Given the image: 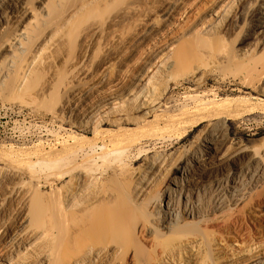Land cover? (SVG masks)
<instances>
[{"label": "rangeland", "instance_id": "1", "mask_svg": "<svg viewBox=\"0 0 264 264\" xmlns=\"http://www.w3.org/2000/svg\"><path fill=\"white\" fill-rule=\"evenodd\" d=\"M231 1L20 0L21 5L33 12L38 10L42 3L47 7L48 14L44 13L31 26L18 17H12L9 11L5 14V20H0V66L2 68L6 64L1 57L8 58L11 55L7 51L6 41L22 26L30 28L31 37L29 41H24L26 43L24 52L17 51L15 57L17 64L25 63L40 42L45 41L46 49L35 60L36 63H33L31 70L27 71L28 78L26 77L23 88L18 92L15 91L18 95L14 92L17 74L8 73L9 78L7 75L3 78L4 81H0V264H14L10 263L11 261L7 262L11 258L18 260L20 264H39L45 254H47L45 259L49 260L48 264H62L60 260L63 255L59 256V253L63 247L59 246V240L64 242L69 237L72 241L67 240L68 245L72 244L74 229L68 226V222H62L65 219L59 214H63L62 210L58 209L59 216L57 215L56 218H54L56 213L49 214L48 211L49 216H45L50 217L54 214L53 222L47 221L45 216L44 218L37 216L34 212L37 213L36 211L41 208L40 204L43 202L39 201L41 192L43 194L41 200H49L50 204L45 200V205L46 203L51 205L52 200L57 202L59 194L61 198L58 202L61 201L69 189L68 186L73 184L74 181L71 179L77 175L76 171L62 179L53 177L57 172L65 171L71 166L68 160L57 164L52 163V159L55 154L64 158L71 156L76 146L82 147L90 154L93 150L97 152L96 154H102L96 147L104 145L112 150L109 157L98 159L96 164L85 162V160L78 162L82 165V169H85L84 174L87 177L93 173V176L99 178L97 181L100 186H103L101 189L107 200L116 204L129 203L128 208H131V200H133L130 197L133 180L129 177H133L137 169L142 170L146 157L156 152L171 154L169 157L171 159H168L170 163L165 162V166L154 177L158 181H153V189L146 195L148 198L151 194L152 198L156 196L157 190L163 189L167 184L176 158L188 159L194 152L198 155L197 151L201 152L207 145L205 140H210L218 132L221 124L223 132L226 136L228 133L229 139L232 140L230 146L238 144L248 150V154L235 159L237 165L245 170L252 155L261 156L264 164V133H260L264 130V91L236 84L232 86L231 81V76L245 73V71L263 72L264 56L257 59L254 58L255 53H253V57L244 59L246 62L242 64L243 59L239 58L236 50L241 47L250 18H246L248 21L243 26L244 22L241 23L237 19L239 9H236L233 6L234 2ZM263 2L264 0H245L243 6L245 5L246 8V5L251 3L249 11L253 14L260 9ZM217 4L222 9H216ZM241 6L240 4V8ZM212 10H215L216 15L210 14ZM220 14L232 17L227 19L226 24L217 27L214 22ZM224 19L226 20L225 15ZM228 21L233 25L241 24L243 28L237 29L235 26H230ZM47 36L51 37L47 38ZM256 41L257 39L251 38L246 41L244 47L258 53ZM169 57L173 60L171 62L174 66L163 74L158 72L162 70L165 60L167 63L170 62ZM224 58L228 59L224 61ZM195 71L200 73L197 74ZM262 77L260 81H255L258 86L264 83V75ZM152 79L153 81H150ZM110 98L117 100L113 102L111 100L106 106L104 103ZM146 98L147 100L155 98L154 100L160 103L151 110L150 116L139 118L141 114L137 112V105L139 106V103ZM219 109L221 112L231 113L226 116L228 117L226 124L220 123L225 115L224 113L220 115ZM117 119L122 120L119 122ZM64 141L68 143V150ZM53 144L55 146H52ZM42 146L46 147L45 152ZM50 148L51 152L46 153ZM49 155L53 156L50 158ZM235 169L234 159L231 158L223 166L214 165L207 169L203 168L197 179L193 181L200 190L201 210L209 214L210 219L217 221L215 227L204 222L196 228L201 232L207 228L214 229L217 233L202 235L205 242L212 239L213 245L210 243L212 246H209L211 253L208 250V254L205 252L199 254L198 257L201 259L203 257L201 264H216L215 255L224 259V261L220 260V264H246L247 262L241 263V260L252 256L259 258V261L264 264V186L253 189L248 184L249 176L244 177L240 174L237 178L241 176L239 183L241 182V190H245L242 191L245 200L235 204V199H232L229 194L231 184L224 181L225 175L235 172ZM218 180H222L220 184L217 183ZM102 183L104 185H101ZM109 188L112 194L114 192L119 197L113 196ZM126 190L128 194L125 193ZM23 195L29 199L26 197L24 201ZM33 197L35 199H32ZM128 199L130 200L127 201ZM27 200L29 204L35 206L31 208ZM218 201L224 202L221 211L215 209ZM232 203L235 205L232 206ZM56 204L52 206L54 209L58 208ZM133 206L136 205L133 204ZM143 206H141L143 211L137 206L138 215L143 213L142 219L139 218L141 214L136 218L137 209L132 208L136 222L140 221L138 219L144 220L148 217L146 213L148 207L146 206L145 209ZM28 209L32 211L30 210L29 213ZM56 210L52 209L53 212ZM31 213L32 216H37V221L38 219L41 221L36 222V218L30 217ZM31 218L35 222L30 221ZM27 220L31 222L32 227L29 221L26 223ZM57 221L62 222L63 226L66 223L71 233L67 232L68 229H64V227L67 228L66 226L61 225L62 227L59 228L62 229H59ZM47 222L48 225H46ZM41 223L44 225L41 226ZM56 224H58L57 227ZM53 227V232L59 239L55 238V241H58L55 242L58 244L55 251L52 250L51 253L46 251V253L42 245L40 246L42 244L40 240L24 248V243L29 242L31 233L35 232L33 229L43 231ZM56 228L59 230H55ZM27 230L31 233L26 234ZM57 232L60 235L57 236ZM108 236H101V239L96 237L99 242L97 244H105L109 239L111 243L107 241L108 244L110 243L111 247L115 246L114 239ZM149 241L152 244V241ZM150 242L145 245L147 250L145 248L143 250L137 242H134L131 251L133 250L134 253L136 250L138 256L134 258L136 253L133 254L134 257H130V253L126 255L125 252H120L119 257L123 258L125 255L128 258H123L126 261L119 258L116 264H126L127 261L135 264L134 259L139 261L138 264H151V259L153 260L154 255L161 252L162 246L158 245L156 249L158 251L152 252ZM58 246L61 247L60 252ZM34 248L38 255L33 253ZM249 248H252L250 254L247 252ZM39 249L43 251H38ZM150 251L151 255L153 253L152 256L149 255ZM29 252L33 255L30 256ZM18 253L20 256H16L19 255ZM64 253L65 248L60 255ZM121 253L124 254L121 255Z\"/></svg>", "mask_w": 264, "mask_h": 264}, {"label": "bare ground", "instance_id": "2", "mask_svg": "<svg viewBox=\"0 0 264 264\" xmlns=\"http://www.w3.org/2000/svg\"><path fill=\"white\" fill-rule=\"evenodd\" d=\"M220 1L223 2V0H220ZM243 1H245V0H232L231 2H234L233 6H235L236 9L237 8L239 9L237 19H239L241 23L244 22L243 26H245L246 25L245 22L248 21L246 18L247 17L250 18L249 24L247 26V32L244 34L243 39H242L243 41L241 43V47L239 49L237 48V50H236V53H238L237 55L239 56V58L243 59L241 61L242 64H245L246 60H244V59L249 58L251 56L253 57V53H255L254 58H257V59H259L258 57L264 56V2L260 6V9L252 14L249 11V9H250L249 6H251V3H249L248 6L246 5V8H245V5L243 6ZM240 4L242 5L241 8H240ZM82 8L83 7H81V9ZM216 9H222V7L217 4ZM215 10H212V12L210 14L213 15L215 13L214 12ZM8 11L12 15V17H14V18L18 17L21 21L28 22V25H30V26L34 25L35 21H37L39 19V17H42L44 13L48 14L47 13V7L43 3L41 4V7L38 8V10H34V12H33V11L25 8V6L21 5L20 0H0V20L1 21L5 20V14ZM223 12H225V11H223ZM225 13L228 14L227 12H225ZM226 14H223V15L220 14L218 16L217 20L214 22V23H216L217 27H221V25H223L227 21L228 18L232 17L230 15H228V17H227ZM214 15H216V14H214ZM224 15L226 16V20L224 19ZM30 16H32V18H29ZM228 22L230 23L229 24L230 26H235L237 29L243 28V26H241V24L238 26V25H233L230 21H228ZM214 32H216V31H214ZM51 36H47V38H49ZM30 37H31L30 28H28L27 26H22V28L14 31L10 35L9 39L6 41L7 51L10 52L11 55L8 58L6 56L1 57V59L4 60L6 66H4L5 68L4 67L2 68L0 66V70H1L0 71V81H2L3 78H6L7 75L9 78L10 74H8V73H11V72L17 74L16 76H18V77H16L17 82H16V85H14L16 88L14 90V92L16 90L18 92L21 88H23V86H24L23 83L25 82V79L28 76L27 71L31 68V66L33 65L35 60L39 58V55H41V52L43 53V51L46 49V47L44 45L45 41L40 42L38 45H36L34 50L30 53L29 58L26 56L28 58V60L26 59L27 61H25V63H18L17 64V62H16L17 60L15 59L16 53H17V51H19V53L24 52V48H25V44H26L24 41H29ZM251 38L257 39L256 44L258 46V51H257L258 53L253 52V50H251L250 48L244 47L246 41L251 39ZM166 59H167V57H166ZM169 59H170V62H168V63L165 62L166 60L165 61L163 60L164 62L162 61L163 64L161 62L162 66H163L162 70L160 69L161 71H158V70H156V71L163 74V73L167 72V69L169 70L172 66H174L173 62H171L173 60H171L170 57L168 58V60ZM224 59H225L224 61H226L228 58L227 59L224 58ZM229 62H230V60H229ZM253 62H255V61H253ZM263 63L264 62H262V64ZM174 64H175V62H174ZM224 64H225V62H224ZM242 66L244 67V65H242ZM258 66H260V65H258ZM263 66H264V64H263ZM255 68H258V67H255ZM196 70H199V69H196ZM200 70H201V68H200ZM245 70H246V68H245ZM195 72H197V74H198L199 71H195ZM260 72H259V70H258V72H255V71L246 72L245 71V73L233 75V76H231V81L233 82L232 86H235V84H236V85H240V86H244V87H252V88L254 87V89L258 88L261 91H264V89L262 90V88H264V83H263L264 81L262 82L263 83L262 86H258V84L255 83L256 80L260 81L261 79H263L262 76L264 75V73H263L264 71L261 73ZM162 77H164V76L162 75ZM200 78H202V77H200ZM16 79H14V80H16ZM150 81H153V79ZM252 88H251V90H253ZM24 89H26V88H24ZM156 89H157V87H156ZM147 90H148V88H147ZM87 92H86V94H89ZM15 94H17V93L15 92ZM153 95L155 97V91H154ZM140 98H141V96H140ZM143 98L144 97H142V99ZM147 98H149V97H147ZM147 98H146V100L141 101L139 103V106L137 105L138 108L136 107L137 112L139 114H141L140 117L138 116L139 118H145V116H147V115L150 116V113L152 112L151 110H153L160 103V102L157 103L156 102L157 100H154L155 98L152 100H151V98H150V100H147ZM111 100L113 102L114 100L116 101L117 99L116 98H110L107 101H105L104 104L107 106V103L109 104ZM155 103H157V104H155ZM210 110H213V109H210ZM223 110H224V108H223ZM223 113H224L225 117L221 120L220 123L224 124L228 118L226 116L231 115V113H228L227 111L221 112V109H219V114L222 115ZM82 114H81V116H82ZM72 115L74 116V114H72ZM84 116L86 117V114ZM91 116H93V115L91 114ZM79 118H82V117H79ZM92 119H94V118L92 117ZM119 120L121 121L122 119H119ZM138 120L141 121V119H138ZM92 121L93 120H91V122ZM115 122L116 121H114V123ZM217 124H218V122H217ZM81 125H82V123H81ZM97 127H99V126H97ZM96 128H95V130H96ZM217 131L218 132L216 134H214L210 138V140H205L207 145H205L204 149L201 152L197 151V152H199L198 155L196 152H194L195 155L193 154L194 156L192 155L188 159L178 160L176 158L175 161L173 160L174 163L173 162H172L173 164L171 163L172 164V174H171L170 178L168 179L167 184L163 187V189H161L159 191L157 190V192H156L157 194H155L156 196L152 197V198H154L153 201H151L152 200V198L150 197L151 194L149 196L151 198V200L148 197L150 201L148 200V198H146L147 197L146 195L149 191H151L153 189L152 188L153 181H156V182L158 181V180H155L156 178H154V177H156L159 174V172L161 171V169L163 168V166H165V162L166 163L169 162L168 159H171V158H169L171 154L168 155V154H165L166 152H164V153H160V152L157 153L156 152V153H152L151 155L146 157L144 160L145 163L143 165L142 170L138 171V169H137V171H134L135 173L133 174V177H129L130 180H133L132 181L133 185L131 186L132 190L129 189V187H128L130 184H127L128 189L132 191V193L129 192V193H131L130 197H132V199H133V200H131V202H132L131 208L127 207V206H129V203L123 202L125 200L121 201L123 203L119 202L120 204H116V202L114 203L111 200L109 201V199L107 200L105 198L106 196H104L103 192H102L103 186H100V183H98V181H97V179H99V178H97L96 176H93V173H90V175L87 177L84 174L85 169L84 168L82 169V165L79 164V162H78L79 160H85V162L88 161V162H92L93 164H96V163H98V159H100V158L105 159L106 156H108L109 154L112 153V150H110L108 147H106L105 145L100 146V147H96L98 151L102 152V154H96L97 152H95L94 150L92 151V154H90V152L88 153L86 150H83L82 147L76 146L73 149V152H72L73 154L67 158H64L62 156L59 157L54 152L55 156L52 159V163L61 164V163H63V160H66V161L68 160V162L71 166L69 165L70 167H68L65 171L57 172L55 175H53V177H58V179H62L63 177H66L67 175L73 173L74 171L77 172V175L75 177L73 176L74 179L73 178L71 179V181H74L73 184L72 185L70 184L71 186L70 185L68 186L69 187L68 191L67 192L65 191L66 193L64 192L65 193L64 196L61 195V196H63V198L59 202H58V199L61 198L60 194H59V197L57 199V202L52 200L51 205H49L50 204L49 200L47 201L45 199L49 203V204L46 203V205H45V200H41V196L43 195L41 192V195L39 194L40 195L39 201H40V203L43 201L42 204H44V205L40 204L41 208L39 207V205H36L40 209L38 211H36L37 213L34 212V214H37V216H39V217L41 216L42 218H44L45 215H48V211H49V214H50V212H52L54 214L56 213L55 215L53 214L54 218L58 217L59 214H61L63 216V218L66 219V220L63 219L64 221H62V222H66V223L68 222L67 223V224H69L68 226H70V227L72 226L71 228L74 229V230H72V232L74 233V235H72L73 242H72V244L69 243V245H68V241H70V240H69V237H67L68 238L67 239L68 241L66 240L67 243L64 240V242L66 244H63L64 242L63 241L61 242V240H59L56 237L55 233L53 232L54 227L52 229L51 228L50 229L49 228H46V229L42 228L43 231H39V230L37 231V229L36 230L33 229L35 231V232H33V234L28 230L26 232V234L30 232L31 236L29 235L30 241L27 243H24L25 244L24 248L33 245V243H35L34 241L37 242L38 240H40V241H42V244H40V246L42 245V249H44L45 252L49 251L51 253L52 250L55 251L57 249L58 244H56L55 242L57 240H59L60 244L62 243L61 245L59 244V246L63 247V249H61V247L58 246L59 247L58 250L61 249V252H60V250H59V252L62 253L64 251V248H65L64 254L60 255V253H59V256L63 255L62 259L60 257V259H61L60 261L62 262V264H116L117 259L119 262V258H120V260H122L123 258L125 259V257L128 258L125 255H124V257L122 256L123 258L119 257L120 252H125L126 255L130 253L129 254L130 257L136 253V250L134 253H133V250L131 251V249L134 245V242H137L144 250V248L146 247L145 245H147V243L150 242L149 240H151L152 244H151V242H150V244L152 245V249H153L152 252L158 251V250H156L158 245L161 244V246H162V247L159 246L161 248V252H159V253L157 252L158 254L154 255L155 256L154 259L153 260L151 259V264H201V263H203V260H202L203 257L201 259V257H198V256H199V254H202L204 252L207 254L209 252L211 253L209 246H212L213 243H212V239L209 242H205L204 237L202 235H204V234L216 235L217 234L215 232L216 230H214V229L210 230L209 228H207V230L202 231V232L200 230L198 231L196 229V228H199L200 227L199 225L201 223H204V222H208L209 226H211V227H215L217 224L216 220L210 219L211 216L207 213H204L201 210V205H200V201H199L200 190L195 185V183H193V181L195 179H197L196 177L198 175H200V172L203 170V168L207 169L208 167L214 166V165L215 166H221V165L223 166L224 164H227V160H230L231 158L234 159V164L236 166L235 172H233V173L230 172L227 175H225L224 181H226L228 184L229 183L231 184L229 187V189L231 190L229 192V194H230L232 199H235V204H237L239 202H243V200H245V197L242 194V191H245V190H241V188H240L241 182L239 183L241 176H240V178H237V177H239L240 174L244 177L249 176L248 179L250 181L248 184H250L253 189H258V188L264 186L263 158L261 156H258V155H252L251 158L248 160V164L246 165L245 170H243L239 165H237L235 163V159L237 157H242V155L248 154L247 153L248 150L242 148V146L238 145V144L236 146H232V145L230 146V141H232V140L229 139L228 133L226 136V134L223 132V125L222 124L219 126V130H217ZM227 131H228V129H227ZM260 133H264V130H261ZM55 141L57 142V140H55ZM49 145H51V144H49ZM49 145L48 146L46 145V146L49 147ZM57 145L59 147V143H57ZM64 145H66L65 146L66 150H68L67 141H64ZM64 145H62V146H64ZM52 146H55V145L53 144ZM41 148L45 149L46 147L42 146ZM51 148L46 153H50L51 152L50 150H52ZM56 148L57 147H55V149ZM53 150H54V147H53ZM116 150H117V148H116ZM45 151H46V149L44 150V152ZM59 152L60 151H58V153ZM41 155L43 156V154H41ZM140 155H143V154H140ZM52 156H50V158ZM73 156H75V157L73 158ZM166 166H167V164H166ZM132 169H130V170H132ZM51 172H56V171H51ZM127 172L129 173V170ZM115 174H116V172H115ZM177 175H179V176L177 177ZM126 176L127 175H125V177ZM164 176H166V175H164ZM164 176H163V178H165ZM160 178L162 179L161 176H160ZM114 179H116V178H114ZM117 180H119V179L117 178ZM68 181H70V180H68ZM71 181H70V183H71ZM120 181H118V182H120ZM125 181H127V180L125 179ZM221 181L218 180L217 183L220 184ZM67 183H69V182H67ZM54 184H55V182H54ZM101 185H104V183H102ZM154 185H157V184H154ZM218 186H220V185H218ZM101 187H102V189H101ZM65 188H67V187H65ZM104 189H105V186H104ZM64 190H66V189H64ZM109 190H110V188H109ZM246 190H247V188H246ZM110 191H109V193H110ZM127 191L128 190H126L125 193H127ZM55 192H57V191H55ZM106 194H107V192H106ZM111 194H112V191H111ZM113 194H114V192H113ZM56 195H57V193H56ZM116 195L114 194L113 196H116ZM49 196H51V195H49ZM127 196L129 197V195H127ZM23 197H24V201H25L27 196L25 197L23 195ZM113 198L115 199V197H113ZM22 199L23 198H21V200ZM27 199H29V198L27 197ZM32 199H35V198L33 197ZM118 199H120V198H118ZM130 199H128L127 201H129ZM147 200H148V202H147ZM27 202H28V200H27ZM54 202H55V204L57 203L56 207H58V208H55V209L53 208L55 206ZM222 203H224V202H219V201L217 202L215 209H218V210H216V211H219V210L221 211V209L223 208ZM28 204H29V202H28ZM47 204L51 207L54 204V206L51 208ZM133 204L136 206H133ZM235 204L232 203V206ZM29 205H31V204H29ZM34 206L31 205V208ZM137 206H139L138 207L139 209H141V206H143V208L145 207V209H146V206L148 207L147 211L144 209L146 211V213H148L147 214L148 217H146L144 220H141L143 213L142 214L140 213L141 215L139 214L140 215V217H139V215H138L139 211L137 209ZM26 207H27V205H26ZM46 207H47V210H46ZM132 208L137 209L136 215H138V216L136 218H138V217L141 218V219H138L140 221H137V222L135 221V218H134L135 215H134V211ZM52 209L53 210L57 209V210H56V212L55 211L53 212ZM58 209L62 210L63 214L62 213L58 214V212H59ZM136 209H134V210H136ZM30 210L28 209L29 213H30ZM141 210L143 211V209H141ZM51 215H50V217H48L49 215L45 216L47 218V221H49V222H53V220H54V219L52 220L53 215L52 216ZM144 215H146V214H144ZM31 216H32V213H31L30 217ZM35 216H32L33 219L36 218V222H38V221L40 222L41 220L38 219V221H37V216L36 217ZM46 218H45V220H46ZM48 218H50L51 221L48 220ZM33 219L31 218L30 221H32ZM28 221L29 220H27L26 223H28ZM30 221H29V225L31 224ZM33 221L35 222V220H33ZM59 222H58L59 225L56 224V227L58 225V228L61 225L63 226L62 222H60L61 224ZM43 223H45V222H43ZM66 223L64 224V226H66L67 228H65L63 226L65 230L68 229V226ZM48 224L49 223L47 222L46 225H48ZM25 225H28V224H25ZM42 225H44V224L41 223V226ZM36 226L37 225H35V227ZM27 227L30 228L29 226H27ZM37 227H40V226H37ZM58 228H56L55 230L62 229V228H59V229ZM42 229H40V230H42ZM68 230H67V232L71 233V231L70 230L68 231ZM24 231H25V229H24ZM70 233H68V234L70 235ZM58 235H60V233L57 232V236ZM107 235H109L108 236L109 238L111 236L112 239H114V242L116 243L115 246L113 245L114 247L110 246L111 242L109 241V239H107V241L110 242L109 243L110 245L108 244L107 241L105 242V244H99V245L97 244V243H99L97 238L100 237V239H101V236L107 237ZM20 236H22V235L20 234ZM27 238H28V236H27ZM55 238L57 239L56 241H55ZM20 239L23 240L24 238H20ZM60 239H61V237H60ZM70 239H72L71 235H70ZM112 239H110V240H112ZM169 240L170 241L172 240V242H170ZM24 241L26 242V239ZM19 243H20V245H22L21 242H19ZM210 243L212 245H210ZM55 244H56V246H55ZM32 247H34V246H32ZM38 248H40V247L38 246ZM146 248H145V250H147ZM213 248H215V247H213ZM40 249L38 251H41ZM211 249H212V247H211ZM208 250H210V251L207 252ZM19 251H20V249H19ZM250 251H252V248L247 249L248 253ZM41 252H40V255L42 256ZM144 252H146V251H144ZM20 253H18L19 255H16V256H20ZM33 253L35 255L39 254L38 252L35 253V248H34ZM150 253H151V251L149 252V255L152 256L153 253H152V255ZM248 253H246V254H248ZM123 254L121 253V255H123ZM137 254L138 253H136L135 257L134 256L133 257L136 258V256H138ZM29 255L32 256L33 254L30 253ZM149 255H148V257H149ZM204 255H200V256H204ZM233 255H235V254H233ZM13 256H11V257H13ZM24 256H26V255H24ZM45 256H47V254L44 255V257H43L44 259L42 258L41 261L39 260L40 261L39 264H48L49 263V260L45 259ZM29 257H27V258H29ZM20 259H23V258H20ZM124 259L122 261H126ZM221 259L222 258L220 256L215 255L214 261H216V264H220V262L222 260L224 261V259H222V260ZM233 259H235V258H233ZM35 260H37V259H35ZM134 260L136 261L135 264H138L139 261L137 259H134ZM201 260H202V262H201ZM9 261H11L10 263L20 264L17 262L18 260H15L13 258L8 260L7 262H9ZM122 261L120 263H122ZM127 262H129V263H127ZM127 262H126V264H131L130 261H127ZM242 262L243 263L247 262L246 264H262L259 261V258L255 257V256L248 257L247 259H242L241 263ZM123 263H125V262H123Z\"/></svg>", "mask_w": 264, "mask_h": 264}]
</instances>
